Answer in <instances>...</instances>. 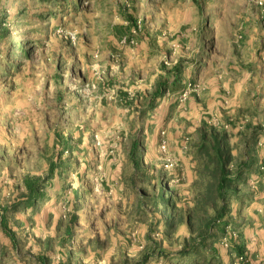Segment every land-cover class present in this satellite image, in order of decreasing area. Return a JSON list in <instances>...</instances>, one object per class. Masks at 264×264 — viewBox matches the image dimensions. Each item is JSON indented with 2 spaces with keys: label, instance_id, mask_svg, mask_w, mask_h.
I'll return each instance as SVG.
<instances>
[{
  "label": "rangeland",
  "instance_id": "374dc122",
  "mask_svg": "<svg viewBox=\"0 0 264 264\" xmlns=\"http://www.w3.org/2000/svg\"><path fill=\"white\" fill-rule=\"evenodd\" d=\"M0 264H264V0H0Z\"/></svg>",
  "mask_w": 264,
  "mask_h": 264
}]
</instances>
